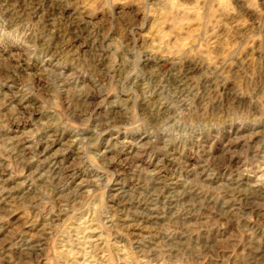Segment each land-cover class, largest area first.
<instances>
[{
    "label": "rangeland",
    "instance_id": "obj_1",
    "mask_svg": "<svg viewBox=\"0 0 264 264\" xmlns=\"http://www.w3.org/2000/svg\"><path fill=\"white\" fill-rule=\"evenodd\" d=\"M0 264H264V0H0Z\"/></svg>",
    "mask_w": 264,
    "mask_h": 264
}]
</instances>
